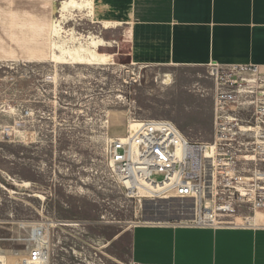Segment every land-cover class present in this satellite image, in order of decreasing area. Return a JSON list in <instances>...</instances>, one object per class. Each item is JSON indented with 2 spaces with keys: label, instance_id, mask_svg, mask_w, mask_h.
Returning a JSON list of instances; mask_svg holds the SVG:
<instances>
[{
  "label": "rangeland",
  "instance_id": "obj_1",
  "mask_svg": "<svg viewBox=\"0 0 264 264\" xmlns=\"http://www.w3.org/2000/svg\"><path fill=\"white\" fill-rule=\"evenodd\" d=\"M61 2L0 0V254L19 261L29 227L45 224L50 264H129L134 225L187 222L194 203L139 202L109 168V145L160 119L210 141L214 84L208 68L134 64L125 27L104 29L86 9L62 19L53 13ZM53 21H63L59 38ZM87 35L112 46L110 63L50 62L54 40L68 46Z\"/></svg>",
  "mask_w": 264,
  "mask_h": 264
},
{
  "label": "built area",
  "instance_id": "obj_2",
  "mask_svg": "<svg viewBox=\"0 0 264 264\" xmlns=\"http://www.w3.org/2000/svg\"><path fill=\"white\" fill-rule=\"evenodd\" d=\"M214 84L210 141L185 136L169 120L143 121L111 141L108 159L124 191L155 188L154 196L194 203L187 225L264 227V65L211 64ZM25 255L13 264H50V234L32 225ZM0 264H6L0 254Z\"/></svg>",
  "mask_w": 264,
  "mask_h": 264
},
{
  "label": "crops",
  "instance_id": "obj_3",
  "mask_svg": "<svg viewBox=\"0 0 264 264\" xmlns=\"http://www.w3.org/2000/svg\"><path fill=\"white\" fill-rule=\"evenodd\" d=\"M93 8L99 24L126 28L136 65H264V0H93ZM128 259L129 264H264V227L139 223L128 231Z\"/></svg>",
  "mask_w": 264,
  "mask_h": 264
},
{
  "label": "bare ground",
  "instance_id": "obj_4",
  "mask_svg": "<svg viewBox=\"0 0 264 264\" xmlns=\"http://www.w3.org/2000/svg\"><path fill=\"white\" fill-rule=\"evenodd\" d=\"M85 9L88 10L89 16L93 15V9H94L93 0H67V1L63 0V2L59 4V7L54 8L53 13L55 15H60V18L64 19L67 16V14L72 15L74 11L77 10L81 11ZM56 21L55 22L53 21L52 23L51 36H53L54 38H59L60 32L63 30L61 26L62 24L60 22L63 23V21H59V22ZM101 24L104 29H116L120 27V24L118 22L104 21ZM75 41H76V37H71L70 40L68 41L71 43V45L68 44L67 46L65 43L66 41L55 42L54 40V42H52L50 45V50H51L50 62L54 64H64V65L102 66V65H106L107 61L110 60L112 57V55L104 52L107 48H110L112 46L109 43L105 42L104 40L98 38L97 36L95 37L94 35H89L86 38V43L76 44ZM165 82L168 83L169 79H166ZM130 126L132 125L130 124ZM124 138H125V134L124 137L120 136L119 138L117 137L114 139L123 140ZM108 166L110 169L112 168V163L110 161L108 163ZM157 191L158 190L155 188L150 189V188L139 187L136 193L137 198L139 199L138 201L141 202L142 199H151L150 197L156 194Z\"/></svg>",
  "mask_w": 264,
  "mask_h": 264
}]
</instances>
